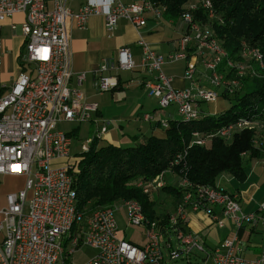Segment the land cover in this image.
I'll list each match as a JSON object with an SVG mask.
<instances>
[{"label": "built area", "instance_id": "obj_1", "mask_svg": "<svg viewBox=\"0 0 264 264\" xmlns=\"http://www.w3.org/2000/svg\"><path fill=\"white\" fill-rule=\"evenodd\" d=\"M50 1L48 8V0H0V25L17 14L24 18L18 25L23 37L19 73L10 85L1 80L0 37V177L25 181L24 188L8 193L4 206H0V264H72V256L81 247L95 252L87 264H168L177 260L191 264L188 258L193 250L204 254V259L195 264H264V240L257 246L255 257L245 255L256 247L249 238L259 225L258 233L264 237V198L255 212L244 213L239 192L194 185L182 170L175 173L188 148L205 147L214 138L230 142L235 134L249 131L253 133V146L263 151L264 110L252 115L245 112L246 116L214 131L192 132L187 148L166 170L150 181L134 182L151 200L152 194L167 186L165 175L175 176L173 188L180 196L171 212L149 219L133 199L106 208H78L75 179L80 155L88 152L92 141H102L106 127L96 129L82 144L79 157L72 158V135L58 126L88 122L98 106L85 102L81 91L69 86L72 73L67 20L71 18L82 28L91 15L102 14L108 32L119 20L128 21L139 31L146 14L159 22L166 7L150 0H105L103 5L91 1L73 13L66 0ZM179 20L184 30L178 50L162 55L142 39L138 41L140 68L149 77L144 86L160 109L174 106L181 121L198 122L220 114L204 111V104L241 95L247 81H264V58L259 49L241 42L236 54L229 56L216 38L213 22L218 18L210 0H189ZM16 28L12 26V30ZM180 60L186 62L183 78L189 86L175 89L163 66ZM200 65L207 71L203 84L197 77L201 76ZM136 67L129 49L120 48L111 62L98 68L96 90L104 93L118 86V78L106 72H132ZM83 80L84 74H79L78 87ZM160 125L167 129L169 123L162 121ZM118 204L125 208L129 224L143 228V245L119 237L115 217ZM188 211L205 214L214 228H228L232 238L224 239L215 248L208 247L202 237L186 228ZM246 228L249 233L242 237Z\"/></svg>", "mask_w": 264, "mask_h": 264}, {"label": "trees", "instance_id": "obj_2", "mask_svg": "<svg viewBox=\"0 0 264 264\" xmlns=\"http://www.w3.org/2000/svg\"><path fill=\"white\" fill-rule=\"evenodd\" d=\"M166 7L165 17L177 20L189 0H150ZM218 20L213 22L216 38L229 56H234L241 42L257 48L264 58V0H210ZM202 15V13H200ZM200 15V16H201ZM203 17V15H202ZM234 104L214 116L198 122L170 121L164 138L150 136L145 142L130 147H116L94 140L87 153L81 155L75 179L77 205L89 210L113 206L116 202L136 200L145 216L155 217L154 202L134 182L152 180L168 168L169 163L188 146L194 131H214L248 112L264 110V81L245 82L242 94L233 97ZM253 133L235 134L230 142L214 138L205 147L193 146L179 168L194 185L216 186L222 174L243 183L247 178L246 164L260 159L263 153L253 146ZM242 154H246L244 157ZM163 191L178 199L180 193L170 187Z\"/></svg>", "mask_w": 264, "mask_h": 264}, {"label": "crops", "instance_id": "obj_3", "mask_svg": "<svg viewBox=\"0 0 264 264\" xmlns=\"http://www.w3.org/2000/svg\"><path fill=\"white\" fill-rule=\"evenodd\" d=\"M91 1H96L102 5L105 2V0H66V5L73 13H77ZM123 2L129 3L130 0H123ZM47 7H51L50 0L47 2ZM23 19V15L17 14L5 20L0 25V37L2 27L7 26L14 36H18L22 40L19 46L20 51L15 56L17 64L19 63V56L23 51V37L18 27V25L23 22ZM144 20L145 24L139 31L128 21L119 20L112 32L106 30L105 17L102 14L91 15L82 28L77 27L71 18L67 20L66 25L70 47V71L72 73L69 86L71 88H78L83 94L85 102L95 103L98 107L97 112L92 114L88 122L82 124L68 123L71 125V129L65 132L74 136L76 134L78 135L80 127L85 124L87 128L86 131L91 135L87 138L88 140L92 137L96 129L105 126L106 133L102 141H100L101 144H111L116 147H130L145 142L150 136L164 138L166 129L161 127L160 122L167 121L169 123L170 121L180 120L177 111V117L173 115V108L167 113L160 111L157 101L148 96L144 84L149 77L140 68L141 48L138 45V41L142 39L159 54H169L178 50V40L184 30V25L179 19H167L165 15L159 22L154 21L149 14L144 16ZM13 25L17 26L16 30H12ZM1 40L3 45L1 80L3 81L7 80V78L4 77L8 64L6 49L9 44L5 43L2 37ZM122 47H127L129 49L135 65L137 66L136 69L132 72L117 70L106 72V75H115L118 78V86L109 92H98L95 88L98 68L104 63L111 62L116 56L117 50ZM185 65L186 62L180 60L163 66L164 74L171 78L172 87L175 89H183L189 86V82L183 78ZM79 74H84V80L78 87L77 76ZM197 75L198 79L200 78L199 81L203 84L204 82L201 76H199V74ZM3 82L5 83V81ZM202 108L206 111L204 107ZM223 111L225 110H218L210 113L217 114ZM146 116H149L151 119H146ZM78 157L79 156H72L73 159ZM165 181L167 184L166 187L173 188L176 186L175 183L177 178L172 175L170 178H166L165 175ZM234 182H236V184H234ZM222 183H224L225 186L221 188L220 184L222 185ZM239 183L240 182L236 181L231 176L222 174L217 178L215 184L218 188L227 192H239L241 195V206L242 204L245 206V209L242 208V211L244 213L255 212L257 210L256 204L253 208H250V206L253 204V201L257 203L259 200L263 199L264 193L254 186L245 187V183ZM159 194L170 197L173 202L172 206L175 205L176 199L165 193L163 189L157 192L158 196ZM151 201L153 200L151 199ZM154 203L155 215H158L156 213L157 202ZM214 211L217 213L218 209L215 208ZM186 228L188 231L197 233L202 237L206 245L210 248H215L224 238L220 237L218 234V230L222 229L212 227L209 219L203 213H192L188 211ZM224 230L231 232L228 228H224ZM258 232L259 230L257 229L256 233L259 234ZM254 246H256L254 250L245 252L246 257L247 253L251 254L249 258L255 257L258 254L259 248H257V246L259 245Z\"/></svg>", "mask_w": 264, "mask_h": 264}, {"label": "rangeland", "instance_id": "obj_4", "mask_svg": "<svg viewBox=\"0 0 264 264\" xmlns=\"http://www.w3.org/2000/svg\"><path fill=\"white\" fill-rule=\"evenodd\" d=\"M188 4V3H187ZM187 4L184 6V9L186 8ZM1 37L4 40L5 43L9 44L7 47V61L8 64L6 66L5 70V77L7 80L5 83L7 85H10L15 77L17 76L19 69L17 60L15 59V56L20 51V43L21 38L18 36H14L12 32L10 31L9 27L4 26L1 29ZM199 73H201V78L204 82V77L207 75V71L205 68L200 65L198 69ZM198 77V75H197ZM234 104L233 100L228 99H219L215 103L211 105L204 104V109L207 112H213L218 110H227L231 105ZM173 108L174 110V117H177L176 114V108L174 106H170L167 109H160V111H163L165 113L169 112V110ZM59 129L63 131H70L71 125L68 123L60 124ZM86 125H82L79 129V134L72 135V147H71V156H79L82 149V144H84L87 140V138L91 135L86 131ZM263 153V156L260 159L252 160L246 164V173L247 178L245 180V187H256L258 190L262 193H264V150L261 151ZM81 157V155H80ZM81 159L78 161V165ZM171 175L167 174L166 178H170ZM24 179L22 178H10V177H0V206H4V199L5 196L8 193L12 192H18L24 188ZM236 184V182H234ZM241 184V183H239ZM218 185V182H217ZM219 186V185H218ZM221 188L224 187V183L222 185L220 184ZM152 200L156 203V213L157 214H165L172 211V199L170 197H165L162 194L157 195V193L152 194ZM263 199L259 200L257 203L256 201H253V204L250 206V208H253L256 204L257 205L262 201ZM155 204V203H154ZM243 209H245V206H241ZM254 212V211H253ZM115 217L118 225V235L119 237L124 238L125 240L132 241L136 243L137 245H143L145 242V237L143 235V228L137 227L135 225L129 224L126 215H125V208L122 206V204L117 205V210L115 211ZM258 230H261V226H258ZM249 233V228H246L245 232L242 233V237H246ZM218 234L220 237H224V239H230L233 236L232 232H229L228 230H218ZM263 235L262 234H253L251 238H249L250 242L253 245H260L263 243ZM95 252L88 248V247H81L79 250H77L74 255L71 258L72 264H87V262L94 256ZM249 253H247V257H250ZM189 262L191 264H195L196 261H201L204 259V254L201 252H197L196 250H193L192 253L189 256ZM186 262L185 260H177L175 262H169L168 264H183Z\"/></svg>", "mask_w": 264, "mask_h": 264}]
</instances>
